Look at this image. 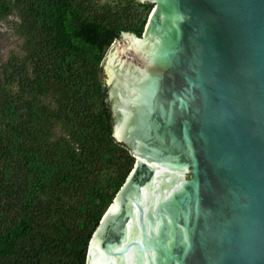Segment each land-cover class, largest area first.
I'll list each match as a JSON object with an SVG mask.
<instances>
[{
	"label": "water",
	"instance_id": "obj_1",
	"mask_svg": "<svg viewBox=\"0 0 264 264\" xmlns=\"http://www.w3.org/2000/svg\"><path fill=\"white\" fill-rule=\"evenodd\" d=\"M102 63L134 164L85 264H264V0H136Z\"/></svg>",
	"mask_w": 264,
	"mask_h": 264
},
{
	"label": "trees",
	"instance_id": "obj_2",
	"mask_svg": "<svg viewBox=\"0 0 264 264\" xmlns=\"http://www.w3.org/2000/svg\"><path fill=\"white\" fill-rule=\"evenodd\" d=\"M152 4L0 0L19 51L0 62V264H85L134 157L113 137L108 47Z\"/></svg>",
	"mask_w": 264,
	"mask_h": 264
},
{
	"label": "rangeland",
	"instance_id": "obj_3",
	"mask_svg": "<svg viewBox=\"0 0 264 264\" xmlns=\"http://www.w3.org/2000/svg\"><path fill=\"white\" fill-rule=\"evenodd\" d=\"M151 9L152 7L150 11ZM14 19L13 16L0 19V62H4L11 52L19 51L20 39L14 34L11 26Z\"/></svg>",
	"mask_w": 264,
	"mask_h": 264
}]
</instances>
